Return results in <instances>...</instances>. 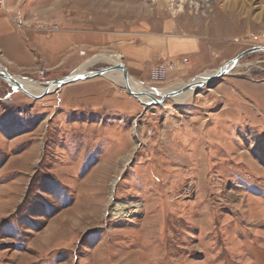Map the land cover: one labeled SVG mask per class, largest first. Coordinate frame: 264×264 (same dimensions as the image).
Wrapping results in <instances>:
<instances>
[{
    "label": "rangeland",
    "instance_id": "rangeland-1",
    "mask_svg": "<svg viewBox=\"0 0 264 264\" xmlns=\"http://www.w3.org/2000/svg\"><path fill=\"white\" fill-rule=\"evenodd\" d=\"M5 1L30 47L77 31V69L118 57L166 90L264 45V0ZM47 56L0 66L45 87L78 62ZM66 86L33 99L0 78V264H264V52L180 102L105 76Z\"/></svg>",
    "mask_w": 264,
    "mask_h": 264
},
{
    "label": "crops",
    "instance_id": "crops-1",
    "mask_svg": "<svg viewBox=\"0 0 264 264\" xmlns=\"http://www.w3.org/2000/svg\"><path fill=\"white\" fill-rule=\"evenodd\" d=\"M16 2L17 0H9L7 8L9 7H11L12 9L16 8ZM19 9L21 11V8ZM2 10L3 9L0 8V58L3 57V60H5L4 64L8 67L9 71L10 70L12 71V64L14 62L16 63V57L20 59L19 65L21 67H28L32 65L34 63V57H33L34 51L38 49V51L44 52V55L47 54L48 55L47 58L49 57V59L54 58V57H59L58 64L60 66H64L65 64H73L76 61H78L76 65L73 68H71V70L74 72L77 70V68L79 67L81 63V60L79 59L80 54L82 56L86 55L88 51L90 50L88 48L90 46H81L83 42L81 40L80 33H77V31L68 32L64 29L56 32L55 35L52 36V38L50 36L40 34L39 36H37V38L35 37L34 41L33 40L31 41L32 47H30L26 41L27 40L26 32L28 30L27 31L25 30L24 33L21 31H18L16 27L14 26V24H12L10 18H8V14ZM27 11H28L27 5H25L24 11L22 13L25 14ZM96 36H97V39L99 38L102 39V38H106L112 35H108V36L106 34L95 35L94 38ZM173 47L176 48L175 52L172 50V47H171V49L169 50L171 52H168V50L166 49L165 50L166 53H170V54H177L180 52L188 53V52L195 51L198 48V45L196 41L186 39V41H180V42L174 43ZM125 54L126 56H128L129 54L137 55L136 53L133 52L131 48L128 49V47H127ZM137 58H140V57H137ZM179 66H182V65L179 64ZM37 70H35L34 72H37ZM133 76L136 77L135 75ZM86 82H88V80L79 81V82L67 85L66 87H74L78 84H82ZM57 90H59L58 91L59 93L60 92L64 93L65 90H68V88L67 89L59 88ZM60 95L62 97V94Z\"/></svg>",
    "mask_w": 264,
    "mask_h": 264
},
{
    "label": "water",
    "instance_id": "water-1",
    "mask_svg": "<svg viewBox=\"0 0 264 264\" xmlns=\"http://www.w3.org/2000/svg\"><path fill=\"white\" fill-rule=\"evenodd\" d=\"M256 52H264V45H255L253 47H250L242 51L236 57H234L233 59H231L230 61L226 62L218 69L213 71V73L209 77L203 78L202 80H199L198 78H194L191 81L184 83L181 87H178L176 89L173 88L172 90H168V91L165 90L164 88H159L157 86H148V85H147L148 89L146 90L136 89L131 84L132 75L130 74L124 62L114 63L113 65L104 67L102 69L80 71L84 66L83 65L80 69H77L76 71L72 72L67 76L54 79L49 82H45L44 83L45 89L41 93H34L30 91L22 81H20L15 75L9 73L8 70H6V68H3L2 66H0V78L4 79L8 83L17 87L31 98L39 99L41 97H44L48 94L55 92L63 85L76 82L79 80H87L95 77L104 76L110 71L120 70L122 72L125 81V88L130 95L140 100L142 99V97H146L149 100L147 102L144 101L145 104L147 105L163 104L165 100L168 98H176L178 95L188 90H194L195 92L198 89L204 87L205 85H209L210 83L218 80L219 78L230 74V72L239 64V62L243 57L247 56L248 54H252Z\"/></svg>",
    "mask_w": 264,
    "mask_h": 264
},
{
    "label": "bare ground",
    "instance_id": "bare-ground-1",
    "mask_svg": "<svg viewBox=\"0 0 264 264\" xmlns=\"http://www.w3.org/2000/svg\"><path fill=\"white\" fill-rule=\"evenodd\" d=\"M111 57V56H110ZM112 61H114V63H119L121 61H119L118 57H111ZM98 61V57H95V60L92 59L88 62H86L84 64V66L82 67V69L80 71H87V69L89 68V66H91V64H94V63H97ZM230 61V60H229ZM240 63V62H239ZM239 65V64H238ZM237 65V66H238ZM236 66V67H237ZM213 72H207L205 74H201L199 76H197L196 78H198L199 80H202L203 78H206V77H209ZM105 77H109L110 79H112V81L114 83H116L117 85H119L120 87L122 86L123 88H125V81H124V78H123V75H122V72L120 70H114V71H110L108 72L106 75H104ZM18 78V77H17ZM96 78V77H95ZM20 81H22L24 83V85L32 92L34 93H41L42 91H44L45 87H41L40 84L28 79V80H22L20 78H18ZM94 79V78H92ZM87 80H90V79H87ZM79 81H86V80H79ZM78 82V81H76ZM76 82H72V83H69V84H66V85H70V84H73V83H76ZM131 84L136 88V89H143V90H146L148 89L147 87V84H144L143 82L139 81V80H136L133 76H132V79H131ZM66 85H63L61 86L60 88L66 86ZM182 85H179L178 87H181ZM178 87H172L168 90H172L173 88L176 89ZM166 90V89H165ZM167 90V91H168ZM164 91V90H163ZM194 92V90H188V91H185L183 92L182 94L178 95L175 100L180 102V101H184L186 98H188V96L190 94H192ZM142 103L145 104V102L149 101L146 97H142V99L140 100ZM145 101V102H144Z\"/></svg>",
    "mask_w": 264,
    "mask_h": 264
},
{
    "label": "built area",
    "instance_id": "built-area-1",
    "mask_svg": "<svg viewBox=\"0 0 264 264\" xmlns=\"http://www.w3.org/2000/svg\"><path fill=\"white\" fill-rule=\"evenodd\" d=\"M0 5L6 6V1L5 0H0ZM54 28H57V26H54Z\"/></svg>",
    "mask_w": 264,
    "mask_h": 264
}]
</instances>
